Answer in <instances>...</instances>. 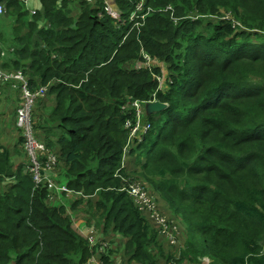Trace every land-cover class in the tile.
Returning a JSON list of instances; mask_svg holds the SVG:
<instances>
[{
	"label": "trees",
	"instance_id": "trees-1",
	"mask_svg": "<svg viewBox=\"0 0 264 264\" xmlns=\"http://www.w3.org/2000/svg\"><path fill=\"white\" fill-rule=\"evenodd\" d=\"M138 1L115 0L114 20L104 0H40L32 10L0 0V68L21 70L31 92L47 87L52 103L35 102L32 128L57 157L54 183L75 196L50 204L48 184L35 187L12 161L23 137L0 144V264H87L99 251L113 264H264V0H144V18L130 21ZM141 50L166 63L164 92L162 67H129ZM154 92L167 107L145 115L148 131L123 159L134 115L121 106ZM10 101L2 131L21 104ZM130 181L180 220L181 243L137 208ZM76 210L105 248L72 227Z\"/></svg>",
	"mask_w": 264,
	"mask_h": 264
},
{
	"label": "built area",
	"instance_id": "built-area-1",
	"mask_svg": "<svg viewBox=\"0 0 264 264\" xmlns=\"http://www.w3.org/2000/svg\"><path fill=\"white\" fill-rule=\"evenodd\" d=\"M24 2L27 0H23ZM89 3H94L95 0H85ZM115 4V0H113ZM144 0H139L136 4L135 10L132 12L130 16V21H134L137 18H144V15L141 14L143 10ZM116 6V4H115ZM167 9H171L170 6L166 7ZM104 10L106 13L114 20H119L121 17V11L112 6V1L104 0ZM4 11V6L0 4V14ZM98 16L101 17V13H98ZM228 16L229 18H227ZM223 19H230V15L226 13L222 16ZM235 24H239L236 21H233ZM138 24V23H137ZM158 61L156 58H152L150 55L141 50V58L133 64V67L140 68L139 63H145V67L147 69H152L155 66V62ZM161 67V66H160ZM1 69V68H0ZM11 81L10 86L12 89H19L22 97L21 104L17 108V125L24 132L25 138V149L28 152V156L30 158V165L28 166L30 171L33 174V179L36 183L44 185L48 184L49 177L51 174L52 167H54L56 163V156L51 153L48 149H46L45 145L38 140H36L31 124V116L30 109L32 108L33 102L36 98L39 97L40 94L44 92L46 86H41L34 90L33 92L29 91L27 88V79L23 75L21 70L13 72L12 74H4L0 71V84L5 83L6 81ZM159 81V89L162 90V84H166V75L163 77H158ZM163 91V90H162ZM156 92L152 93L151 97L147 100L140 101L138 99L133 100L131 103H126L121 106V110L127 114H133L134 120L127 118L124 123V128L128 130V140L126 145L123 147V159L125 158V154L129 151V146L134 141L140 142L146 133L149 125L146 124L142 129L140 128L139 121L142 117L143 112H145V104L149 102L156 101ZM130 105V106H128ZM145 114V113H144ZM145 117V115H144ZM42 152H46V162L44 167H42L41 156ZM44 171V172H43ZM50 183V181H49ZM50 188L51 195L48 196L49 199L53 197L54 192H61L60 187L55 184L53 181L48 184ZM62 191L70 192L68 189L64 187ZM125 191L132 198L133 202L136 204L137 208L141 212H148L150 214V218L152 219L154 225L158 227L159 234L166 239L171 245H176L178 242V235L180 233L178 225L174 220H170L166 214L159 211L156 207L154 199L148 194L147 190L142 186L140 182H128L125 187ZM91 234L92 232L85 235L88 240V245L93 247L94 245L98 246L100 250L107 246V242L102 239L96 240ZM100 252L93 254L87 264H113L112 262H104L100 259ZM200 264H212V260L209 257H204L201 259Z\"/></svg>",
	"mask_w": 264,
	"mask_h": 264
},
{
	"label": "rangeland",
	"instance_id": "rangeland-1",
	"mask_svg": "<svg viewBox=\"0 0 264 264\" xmlns=\"http://www.w3.org/2000/svg\"><path fill=\"white\" fill-rule=\"evenodd\" d=\"M110 1H112V6L114 7V8H116V6H115V4H114V2H113V0H110ZM26 6L30 9V10H32V9H38L39 7H40V0H27V3H26ZM229 14V13H228ZM230 15V14H229ZM227 18H229L228 16H226ZM4 22H6V20L4 21ZM9 20H8V23L6 24V29L7 30H10L11 31V25L9 24ZM237 22V21H236ZM238 23V22H237ZM11 50V49H10ZM2 55H4V53H2ZM138 61V60H137ZM145 63L143 62V63H139V66L141 67V68H144L145 67ZM133 65L131 64L129 67H132ZM151 66H161L162 67V70H163V76H165V75H167V66H166V63H164V62H162V61H156L155 62V64L154 65H151ZM135 68V67H134ZM0 71L2 72V73H4V74H7V75H9V74H12L13 72H16V71H13V70H10V69H8V70H3V69H0ZM18 71V70H17ZM11 81H14V80H9V81H6L8 84H1L0 85V103L2 102V101H5L6 99V97H8V99L9 100H7V101H5V104H4V107H2V108H0V111L1 110H3L4 108H6L5 109V111H7L8 112V110L10 109V106L11 107H13V104L15 103V102H11L10 103V99H11V97H12V95L10 94L9 95V90H13L14 91V89H12L11 88V86H10V83L9 82H11ZM167 89V84H165V83H163L162 84V90L164 91V90H166ZM46 90H47V87H46V89L44 90V92L42 93V94H40L39 95V97L38 98H36L35 99V101L33 102V105H32V107L34 106V104H35V102L38 100V99H40V98H42V99H45L46 101H49L48 102V105H51V101H52V98H47V96H46ZM21 97H22V94H21V92H20V90L18 89V90H15V93H14V99H16L17 101H19L20 99H21ZM12 104V105H11ZM46 107H48V106H46ZM45 107V108H46ZM45 108H44V112H46V110H45ZM10 111V110H9ZM2 112H4V111H2ZM1 113V112H0ZM145 112H143V114H142V117H141V119H140V121H139V126H140V128L142 129L145 125H146V117H144V114ZM5 116V112L4 113H2V114H0V120H1V118L2 117H4ZM153 117L154 118H158L159 117V114L158 113H155V114H153ZM12 124V121H10V123H9V126ZM4 127H2V124H1V122H0V144H5L6 146H8L9 144H10V142H11V140L9 139V137H8V135H10L11 133L10 132H8V131H6V130H4V131H2V129H3ZM16 132V135H18V138L20 137V136H22L23 138H24V132L20 129V127L18 126V125H16V130H15ZM6 141V142H5ZM16 142L15 143H18L17 142V140H15ZM44 144V143H43ZM135 143H132L131 145H134ZM24 146H25V143H23V144H21V148H19V149H14V148H12L11 150H12V158L14 157V160H13V162L15 163V164H18V163H20V162H22V163H25V162H28V159L26 158L27 156H26V154H24V153H26V150H25V148H24ZM130 147V146H129ZM128 147V148H129ZM14 150H16V151H14ZM26 156V157H25ZM124 164H126V161H125V163ZM58 176L59 175H55V174H50V177H49V181H50V183L53 181H55L56 180V177L58 178ZM49 181H48V184L50 185V183H49ZM64 189V187H60V190H61V192H60V194H58V195H53V197H51V199H50V201H51V203L50 204H64V205H66V206H69L70 204H71V202H72V200H73V198L75 197L74 196V194L73 193H71V192H68L65 196L64 195H62V190ZM50 190V189H49ZM165 209L167 210V211H169L170 212V210L167 208V206H165ZM70 215H72V216H70V220H71V222H72V227L75 229V230H77V232L78 233H80V228L81 227H75V226H77L78 224H79V220H82V217H83V212H79V210H76V211H73V212H68ZM168 217V216H167ZM168 218H170V217H168ZM180 224V223H179ZM79 226H81V224H79ZM180 230H181V234H180V242H182V239H183V237L185 236V231H184V226H183V232H182V227H181V225H180ZM121 264H122V261L120 262Z\"/></svg>",
	"mask_w": 264,
	"mask_h": 264
},
{
	"label": "clouds",
	"instance_id": "clouds-1",
	"mask_svg": "<svg viewBox=\"0 0 264 264\" xmlns=\"http://www.w3.org/2000/svg\"><path fill=\"white\" fill-rule=\"evenodd\" d=\"M9 83H11V82H9ZM2 84H8L7 82H5V83H2ZM1 85V84H0ZM15 90H18V89H14V91ZM158 90H160L159 88H158ZM162 91V90H161ZM165 91V90H164ZM164 91H162V92H164ZM157 92V91H156ZM152 95V94H151ZM151 95H150V97H151ZM149 97V98H150ZM156 99H157V95H156ZM159 99H157L156 101H158ZM160 101V100H159ZM162 102V101H161ZM165 103V102H164ZM167 104V103H166ZM12 105V104H11ZM146 105V104H145ZM20 106V105H19ZM19 106H17L16 107V118H15V120H14V132H16L15 130H16V125H17V108L19 107ZM11 107V106H10ZM31 112H32V108L30 109V116H31ZM145 115H146V111H145ZM21 129V128H20ZM32 130H33V128H32ZM148 131V130H147ZM147 131H146V133H147ZM33 133H34V130H33ZM145 135V134H144ZM35 136V135H34ZM35 138H36V136H35ZM18 139V135L16 136V138H15V140H17ZM23 140H24V142L23 143H25V138H23ZM36 140H38L39 142H41V143H43L42 141H40L39 139H37L36 138ZM45 145V144H44ZM46 147V146H45ZM20 148H21V146H20ZM24 148H25V146H24ZM46 149H48L47 147H46ZM26 150V149H25ZM51 152V151H50ZM52 153V152H51ZM24 154H26V158L28 159V162H25V163H22V162H20V163H22L23 164V169H24V171L25 172H30L31 173V175H32V179H33V174H32V172L30 171V169H29V165H30V163H31V161H30V158H29V156H28V152L26 151V153H24ZM54 154V153H53ZM55 155V154H54ZM13 156V155H12ZM56 156V155H55ZM57 158V157H56ZM14 160V157L12 158V161ZM33 182H34V185H35V187L37 186L36 185V183H35V181H34V179H33ZM142 184V183H141ZM39 185V184H38ZM45 185V184H44ZM48 186V185H47ZM143 186V185H142ZM59 187H65L66 189H68L65 185H59ZM144 187V186H143ZM145 188V187H144ZM50 189V188H49ZM71 193H73L70 189H68ZM50 191V190H49ZM68 192H66V191H62V195L63 194H67ZM79 193V192H78ZM58 195V194H60V192H54L53 193V195ZM49 195H51V192L49 193ZM48 195V196H49ZM47 200L49 201V202H51L50 201V199L49 198H47ZM170 220H174L175 221V223L178 225V228H179V231H180V233H179V235H178V242H177V244H179V243H181L180 242V234H181V230H180V225H181V227H182V224H181V222H180V220L179 219H177V218H173V219H171V218H169ZM180 223V224H179ZM80 224V223H79ZM79 224L77 225V226H75V227H81L80 228V235L82 236V237H84L85 239H86V237H85V235L86 234H88V233H90V231L87 229V228H85L82 224H81V226H79ZM154 224V223H153ZM94 234V233H93ZM176 244V245H177ZM204 257H208V256H203V257H201L200 258V261H199V263H197V264H200L201 263V259L202 258H204ZM210 258V257H209ZM211 260H212V264H215L214 263V261H213V259L212 258H210Z\"/></svg>",
	"mask_w": 264,
	"mask_h": 264
},
{
	"label": "water",
	"instance_id": "water-1",
	"mask_svg": "<svg viewBox=\"0 0 264 264\" xmlns=\"http://www.w3.org/2000/svg\"><path fill=\"white\" fill-rule=\"evenodd\" d=\"M167 107V104L161 101H153L146 103L145 105V111L146 115H150L156 112H160L161 110L165 109Z\"/></svg>",
	"mask_w": 264,
	"mask_h": 264
},
{
	"label": "crops",
	"instance_id": "crops-1",
	"mask_svg": "<svg viewBox=\"0 0 264 264\" xmlns=\"http://www.w3.org/2000/svg\"><path fill=\"white\" fill-rule=\"evenodd\" d=\"M14 93H15V91H13V90H9V95L11 94V95L13 96ZM5 99H6L5 101H7V100H8V97H6ZM5 101H2V102L0 103V108L4 107ZM10 103H11V101H10ZM6 131H8V132L11 133L10 135H8V137H9L10 140L16 138L17 135H16V133L14 132V120L12 121L11 126H8V128H7ZM80 222H81V220H79V223H80Z\"/></svg>",
	"mask_w": 264,
	"mask_h": 264
}]
</instances>
